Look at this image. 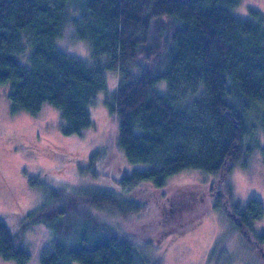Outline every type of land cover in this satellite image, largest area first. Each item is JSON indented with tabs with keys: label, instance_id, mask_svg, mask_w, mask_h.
<instances>
[{
	"label": "trees",
	"instance_id": "trees-1",
	"mask_svg": "<svg viewBox=\"0 0 264 264\" xmlns=\"http://www.w3.org/2000/svg\"><path fill=\"white\" fill-rule=\"evenodd\" d=\"M240 2L81 0L76 15L79 0H0V83H10L11 111L34 114L49 103L61 113L62 133L78 134L92 124L90 108L108 87L105 71H119L117 87L104 104L118 121L117 143L126 159L149 164L123 174L122 185L131 189L149 181L164 187L167 177L186 168L219 173L209 187L213 205H222L237 230L251 235L253 221L263 216L262 203L252 198L240 209L230 202L225 181L248 132L228 93L234 92L235 104L248 97L264 106V15L257 8L244 17L233 14L230 8ZM67 20L77 38L88 40L94 59L109 55L105 64L58 48L56 38ZM21 55L28 65L20 62ZM133 65L139 67L136 75ZM98 156L90 155L91 164ZM84 196L75 206L86 200L124 211L126 201L111 192L85 191ZM73 203L65 211L40 207L53 237L39 264H147L137 262L135 246L109 225L80 206L73 213ZM79 218L94 225L97 240L78 236ZM26 228L12 233L0 220L5 260L29 262L21 233ZM255 243L264 244V231Z\"/></svg>",
	"mask_w": 264,
	"mask_h": 264
},
{
	"label": "rangeland",
	"instance_id": "rangeland-1",
	"mask_svg": "<svg viewBox=\"0 0 264 264\" xmlns=\"http://www.w3.org/2000/svg\"><path fill=\"white\" fill-rule=\"evenodd\" d=\"M79 5L76 15L81 12V0ZM250 8L264 15V0H241L230 9L244 17ZM62 28L56 38L59 49L88 63L97 59L105 64L110 59L108 54L94 59L88 40L77 38L68 20ZM25 51L27 57L30 49ZM23 57L20 62L28 65ZM131 70L136 75L139 67L133 65ZM105 73L108 87L97 94L90 108L92 124L70 135L62 133L61 113L49 103L34 114L24 109L11 111L10 83H0V220L12 233L27 227L21 232L31 254L27 264H39L41 250L53 237L51 228L41 221L46 210L40 207L46 204V208L65 211L70 200L75 201L73 213L80 206L128 239L135 246L138 263L264 264V244L255 243L264 231V213L253 221L251 235L238 231L224 207L213 205L209 187L219 173L186 168L167 177L164 187H154L149 181L135 183L131 189L122 185L123 174L142 171L149 164L129 162L117 143L118 121L109 116L104 99L117 87L119 71L107 69ZM234 96V92L228 93V102L245 116L248 132L243 136L242 153L225 178L230 202H238L241 209L256 198L264 211V106L248 97L235 104ZM93 154L99 156L91 164ZM85 191L115 194L126 201L121 205L124 211L86 200L75 206L86 197ZM79 219L78 236L97 240L94 225ZM0 264L17 263L0 255Z\"/></svg>",
	"mask_w": 264,
	"mask_h": 264
}]
</instances>
